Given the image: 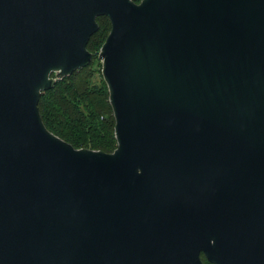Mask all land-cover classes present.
I'll use <instances>...</instances> for the list:
<instances>
[{
    "label": "water",
    "instance_id": "1",
    "mask_svg": "<svg viewBox=\"0 0 264 264\" xmlns=\"http://www.w3.org/2000/svg\"><path fill=\"white\" fill-rule=\"evenodd\" d=\"M98 58L112 152L40 100ZM264 264V0H0V264Z\"/></svg>",
    "mask_w": 264,
    "mask_h": 264
},
{
    "label": "trees",
    "instance_id": "2",
    "mask_svg": "<svg viewBox=\"0 0 264 264\" xmlns=\"http://www.w3.org/2000/svg\"><path fill=\"white\" fill-rule=\"evenodd\" d=\"M140 2L141 0H136ZM99 30L88 48L93 62L58 82L43 94L40 109L47 127L75 147L112 152L117 147L115 116L98 53L111 30L108 16H99ZM98 64L99 68H94ZM205 264H214L204 257Z\"/></svg>",
    "mask_w": 264,
    "mask_h": 264
},
{
    "label": "rangeland",
    "instance_id": "3",
    "mask_svg": "<svg viewBox=\"0 0 264 264\" xmlns=\"http://www.w3.org/2000/svg\"><path fill=\"white\" fill-rule=\"evenodd\" d=\"M94 68L98 69L99 68V65L98 64H95L94 65Z\"/></svg>",
    "mask_w": 264,
    "mask_h": 264
}]
</instances>
